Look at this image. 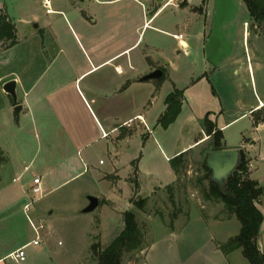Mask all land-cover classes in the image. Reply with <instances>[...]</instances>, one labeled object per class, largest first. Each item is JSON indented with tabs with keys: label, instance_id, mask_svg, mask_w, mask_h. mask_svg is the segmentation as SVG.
<instances>
[{
	"label": "crops",
	"instance_id": "crops-1",
	"mask_svg": "<svg viewBox=\"0 0 264 264\" xmlns=\"http://www.w3.org/2000/svg\"><path fill=\"white\" fill-rule=\"evenodd\" d=\"M204 1L93 0L97 8L90 10V19L98 23L100 29L87 41L89 53L86 55L68 57L56 42L54 46L57 49L42 46V55L34 57L15 55L18 41L11 48L0 50V158L3 159L0 163V190L2 169L9 160L10 153L18 160L17 166L9 175L12 177L11 181H21L25 173L31 170L32 181L36 177L40 178L42 192L57 190L87 173L98 183L109 184V189L116 188L121 179L120 169L127 167L134 175L138 168L144 166V156L137 157V161L135 155L139 146L142 147L146 141L160 149L169 166L170 159L175 156L200 148L211 139L203 130L205 117L222 133V149L219 151L235 150L239 154L242 151L248 160V177L263 189L264 79L261 78L259 88L255 81L254 85L252 82V99L249 103L242 100L241 84L235 86L232 96L235 111L226 120V107L231 102V94L227 93L231 90L209 93L208 88L214 89L210 80L218 76L220 70L213 68V74L206 77L209 63L204 52V35L200 31L194 32L184 24L183 19L189 15H196L197 18L199 14H196V10L203 13L201 6ZM125 2L128 3L123 5ZM132 6L137 9V16L134 15ZM168 8L172 9L170 17L164 15ZM47 11L61 13L66 17L60 10ZM246 28V22H243L244 35L247 34ZM258 36L264 38L260 31ZM191 45L203 50L204 65L200 77L198 80L193 79L189 88L201 84L204 92L184 94V90L176 88L175 84L164 92L160 79L164 76V69L154 60V56L171 51L174 58L168 59L166 64L176 68L180 52L187 55ZM263 68V65H259L261 72ZM156 69L162 71L160 78L143 80L145 75ZM10 80L16 82V104L2 89L3 84ZM174 90L182 92L181 111L166 129L184 116L185 121L193 124L199 133L192 142L178 151L167 145L166 153L161 146L163 135L159 130L163 128L159 125V119L166 110V97ZM204 95L206 102L203 101ZM193 100H197L196 106ZM17 106L20 107L18 112L15 111ZM243 121L244 127L237 132L238 141L228 143L226 130ZM211 152L218 151L209 153ZM54 175L58 177L57 182L50 186L47 182ZM111 176L117 177L116 183L110 179ZM175 179L174 173L172 183ZM27 192L23 184L16 187L11 191L13 196L11 195L10 204L15 202L16 205H21L22 214L31 224L27 212L33 204L28 209L25 208L31 203ZM96 199L98 204L101 201L108 207L116 206L113 216L118 225L112 242L123 230L122 213L128 210L121 209L104 196ZM255 205L262 214L257 246L264 252V191ZM128 206H131L130 202ZM218 208L220 212L223 211L222 214H207L204 215L205 219H200L202 223L209 220L216 229L215 236L211 234V237L200 244L196 243L195 233L175 232L186 227L189 223L188 215H178L168 225L160 219L163 241L154 244V238H150L143 250V264H154L153 260H146L148 252L154 245L166 242L169 238L177 242L171 248L173 253L169 264H210L202 261L206 251H210L214 256L212 260H216L217 264H230L229 260L234 254L242 256L241 249L228 254L219 249L220 244L238 235L241 226L234 215L226 214L222 203H219ZM149 235V231H143V239ZM30 242L20 244L0 256V264L9 254ZM109 244L101 245V248L104 249ZM198 256H201L200 261L196 260ZM160 263L168 264L167 259L160 260Z\"/></svg>",
	"mask_w": 264,
	"mask_h": 264
},
{
	"label": "rangeland",
	"instance_id": "rangeland-1",
	"mask_svg": "<svg viewBox=\"0 0 264 264\" xmlns=\"http://www.w3.org/2000/svg\"><path fill=\"white\" fill-rule=\"evenodd\" d=\"M126 3L128 2L123 5ZM132 7L134 15L137 16V9ZM201 7L203 13L196 10L198 17L186 16L183 18L184 24H187L194 32L200 31L204 35V52L209 63L206 77L213 74V68L220 70L218 76L210 80L214 89L208 88L209 93L231 90L227 93L231 94V102L226 107L224 115V118L228 120L235 111L232 96L238 83L241 84L242 100L249 103L252 99V82L254 85L255 81L259 88L261 78L264 79V68L263 72L259 69V65L264 67V38L258 36L259 31L264 35V23H255L250 18L242 0H205ZM96 8L93 0H83V2L78 0H0V16L6 15L15 26L18 41L15 55L20 57L42 55V46L57 49L54 46L55 42L68 57L86 55L89 53L87 41L100 29V25L90 19L92 13L90 10ZM49 9L63 11L66 17L61 13L47 11ZM171 10L168 8L164 15L172 16ZM243 22H246V35L243 32ZM202 52V49H195V46L187 50V55L181 51L176 68L166 64L168 59L174 58L171 51L154 56V60L164 69L162 79L164 92L174 84L176 88L184 90V94L204 92L201 84L189 88L193 79L198 80L200 71L203 69ZM193 101L196 106L197 100ZM203 101L206 102L205 95ZM183 117L171 128L159 130L163 135L161 146L166 153L167 145L168 148L178 151L198 136L199 130ZM244 125L243 121L228 128L226 141L228 143L238 141L237 132ZM212 140L211 138L200 148L184 155L178 165L177 176L173 183L174 173L164 160L160 149L146 141L142 147L139 146L135 155V158L144 156V166L138 168L137 174L134 175L127 167L120 169L121 179L116 188L109 189V184L98 183L87 173L57 190L43 191L41 197L31 194L33 178L31 170L25 173L21 181H11L12 177L9 175L17 166L18 160L14 158V154L10 153L9 160L2 169L0 256L34 239L33 227L41 226L42 229L38 230L39 245L26 247L25 262L6 259L1 264H97L91 254L90 246L97 244L102 247L109 244L116 234L115 228L118 222H115L116 219L113 216L116 206L108 207L101 201L93 211L84 212V208L89 204V197L99 199L104 196L114 201L121 209L131 211L135 215L138 226H141L144 232L150 233L143 239L141 248L123 253L122 264H143V250L150 238H154V244L162 240L160 219L168 225L174 217L188 215L189 223L186 227L175 232L195 233L197 244L205 242L211 234L215 236L216 229L209 220L202 223L200 219H205L204 215L207 214L219 215L223 212L222 210L220 212L218 208L221 202L214 199L207 201L204 197L209 190V184L214 183L211 171L207 172L204 169L206 156L212 150ZM2 160L0 158V163ZM56 178L58 177L55 175L50 176L47 184L54 186L57 182ZM110 179L116 183L117 177L111 176ZM21 184L25 186V191L28 190L29 201L35 200L27 212L31 224L22 214L21 205H16L15 202L10 204L11 195L13 196L11 191ZM157 187L160 188L156 189ZM147 197H149L148 202L146 201L141 213L132 203ZM128 202L131 206H128ZM175 244L177 242L171 238L166 242H159L150 249L146 260H153L154 264H162L160 260L167 259L169 264L173 253L171 248H174ZM180 249L185 251L183 248ZM206 252V255L202 256V261L217 264L216 260H212L214 256L210 251ZM235 255L237 254L230 258V264H248L242 256ZM200 258L201 256H198L196 260L200 261Z\"/></svg>",
	"mask_w": 264,
	"mask_h": 264
},
{
	"label": "trees",
	"instance_id": "trees-1",
	"mask_svg": "<svg viewBox=\"0 0 264 264\" xmlns=\"http://www.w3.org/2000/svg\"><path fill=\"white\" fill-rule=\"evenodd\" d=\"M250 17L255 23H264V0H242ZM17 44L16 29L11 19L6 15L0 16V50L11 48ZM163 79V76L160 78ZM182 92L174 90L166 99V110L159 119V125L166 129L174 122L181 111ZM259 120V119H257ZM264 122V114L262 117ZM203 130L212 140V150L219 151L222 148L223 136L216 130L213 123L207 117L203 120ZM181 153L170 159V166L177 176L178 165L184 157ZM204 169L209 170L204 166ZM136 185V183H135ZM262 188L258 183L248 177V160L240 151L239 162L236 169L228 177L225 185L220 187L216 183L209 184V190L205 193V199L221 202L228 215H234L240 223L238 235L230 238L226 243L220 244L219 249L228 254L236 249H241V254L249 264H264V252L257 246V236L262 222V214L256 207ZM146 199L133 202V206L142 211ZM123 230L104 249L100 245H91L90 251L97 264H122L124 252H131L141 248L143 242V229L138 226L135 215L131 211L122 213Z\"/></svg>",
	"mask_w": 264,
	"mask_h": 264
},
{
	"label": "water",
	"instance_id": "water-1",
	"mask_svg": "<svg viewBox=\"0 0 264 264\" xmlns=\"http://www.w3.org/2000/svg\"><path fill=\"white\" fill-rule=\"evenodd\" d=\"M82 1V0H78ZM35 27H37L35 25ZM162 76V71L156 69L151 73L145 75L143 80L150 79H158ZM16 82L14 80L7 81L3 84V91L9 95L14 104L17 102V96L15 93ZM20 107L17 106L15 111L18 112ZM240 154L238 151H218L211 152L206 156L205 166L212 173V180L214 183L218 184L220 187H223L228 179V177L232 174V172L236 169L239 162ZM264 191V188L262 189ZM89 204L83 210L84 212L93 211L97 205L98 200L94 197H89Z\"/></svg>",
	"mask_w": 264,
	"mask_h": 264
},
{
	"label": "built area",
	"instance_id": "built-area-1",
	"mask_svg": "<svg viewBox=\"0 0 264 264\" xmlns=\"http://www.w3.org/2000/svg\"><path fill=\"white\" fill-rule=\"evenodd\" d=\"M30 191H31V194L34 196L41 197L43 195L40 178L36 177L33 179ZM34 201L35 200L31 201V203L26 205L25 208L28 209V207L31 206V204H33ZM39 229H42V227L41 226L38 228L33 227V230L35 232V238L30 243L22 246L21 248L17 249L13 253L9 254L7 256V259L12 260V261L24 262L25 261V249H26V247H28L29 245H33V246L39 245V241H40V239H39L40 237H39V233H38Z\"/></svg>",
	"mask_w": 264,
	"mask_h": 264
}]
</instances>
